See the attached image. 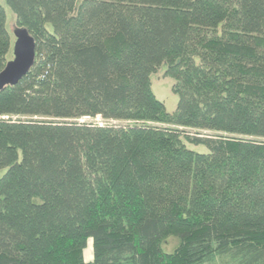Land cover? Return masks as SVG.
I'll use <instances>...</instances> for the list:
<instances>
[{
	"label": "trees",
	"instance_id": "obj_1",
	"mask_svg": "<svg viewBox=\"0 0 264 264\" xmlns=\"http://www.w3.org/2000/svg\"><path fill=\"white\" fill-rule=\"evenodd\" d=\"M4 2L0 264H264V0Z\"/></svg>",
	"mask_w": 264,
	"mask_h": 264
},
{
	"label": "rangeland",
	"instance_id": "obj_2",
	"mask_svg": "<svg viewBox=\"0 0 264 264\" xmlns=\"http://www.w3.org/2000/svg\"><path fill=\"white\" fill-rule=\"evenodd\" d=\"M83 0H76V7L82 2ZM0 4L4 8L5 14H6V28L10 35V37H13V31L16 28L15 27V17L9 7L5 4L4 0H0ZM165 65L159 68V70L150 76V82L151 87L154 95L156 98L161 101L165 107V110L167 113L172 114L176 109L177 104V97L172 93L171 88L174 84V81L171 78H167L163 76ZM79 123L84 124H103L102 120L100 118L96 119H90V118H83L78 120ZM116 125H126V123H112ZM191 132V134L194 133V131H188ZM188 148L196 151V152H205L206 150L202 147H192L188 146ZM0 171V176H1ZM176 242L173 240H169L165 244V250L170 251L175 246ZM92 258V249H91V243L88 241L87 247L84 250V259L86 261L91 260Z\"/></svg>",
	"mask_w": 264,
	"mask_h": 264
},
{
	"label": "water",
	"instance_id": "obj_3",
	"mask_svg": "<svg viewBox=\"0 0 264 264\" xmlns=\"http://www.w3.org/2000/svg\"><path fill=\"white\" fill-rule=\"evenodd\" d=\"M13 37L12 59L0 72V91L17 85L29 72L35 59V43L26 29L16 27Z\"/></svg>",
	"mask_w": 264,
	"mask_h": 264
}]
</instances>
